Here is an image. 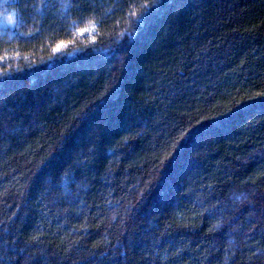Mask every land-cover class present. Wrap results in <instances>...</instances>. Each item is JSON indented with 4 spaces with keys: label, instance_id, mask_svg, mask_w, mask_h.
<instances>
[{
    "label": "trees",
    "instance_id": "trees-1",
    "mask_svg": "<svg viewBox=\"0 0 264 264\" xmlns=\"http://www.w3.org/2000/svg\"><path fill=\"white\" fill-rule=\"evenodd\" d=\"M260 93L264 0H0V264H264Z\"/></svg>",
    "mask_w": 264,
    "mask_h": 264
},
{
    "label": "snow or ice",
    "instance_id": "snow-or-ice-1",
    "mask_svg": "<svg viewBox=\"0 0 264 264\" xmlns=\"http://www.w3.org/2000/svg\"><path fill=\"white\" fill-rule=\"evenodd\" d=\"M8 22H9V23H14V21L11 20V19H10ZM58 47H59V45H58ZM259 95H264V93H260Z\"/></svg>",
    "mask_w": 264,
    "mask_h": 264
},
{
    "label": "clouds",
    "instance_id": "clouds-1",
    "mask_svg": "<svg viewBox=\"0 0 264 264\" xmlns=\"http://www.w3.org/2000/svg\"><path fill=\"white\" fill-rule=\"evenodd\" d=\"M13 20V17L11 16V15H9L8 17H7V20L9 21V20Z\"/></svg>",
    "mask_w": 264,
    "mask_h": 264
}]
</instances>
